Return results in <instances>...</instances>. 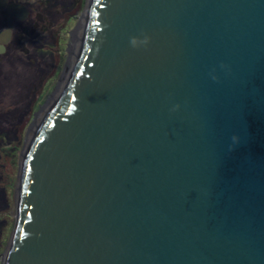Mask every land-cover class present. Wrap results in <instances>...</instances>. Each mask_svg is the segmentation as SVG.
I'll return each mask as SVG.
<instances>
[{"label": "water", "instance_id": "obj_1", "mask_svg": "<svg viewBox=\"0 0 264 264\" xmlns=\"http://www.w3.org/2000/svg\"><path fill=\"white\" fill-rule=\"evenodd\" d=\"M2 263L264 264V0H88Z\"/></svg>", "mask_w": 264, "mask_h": 264}, {"label": "rangeland", "instance_id": "obj_2", "mask_svg": "<svg viewBox=\"0 0 264 264\" xmlns=\"http://www.w3.org/2000/svg\"><path fill=\"white\" fill-rule=\"evenodd\" d=\"M87 2L83 0L77 9L68 10L67 19L56 21V34L53 32L46 37L44 43L39 44L42 46L33 47L30 52L20 48L1 54L0 141L4 146L0 184L9 200L8 209L4 208L7 210V244L15 223L16 194L31 126L65 73ZM64 5L71 4L61 1L58 7H66ZM53 37L57 38V43Z\"/></svg>", "mask_w": 264, "mask_h": 264}, {"label": "bare ground", "instance_id": "obj_3", "mask_svg": "<svg viewBox=\"0 0 264 264\" xmlns=\"http://www.w3.org/2000/svg\"><path fill=\"white\" fill-rule=\"evenodd\" d=\"M61 1L70 2L71 5L59 8ZM82 1L0 0V61H2L1 54L20 48L29 51L44 43L46 37L53 35V32L56 34V21L67 19L69 15L67 16L66 12L72 7L77 9ZM52 39L54 41L55 37ZM55 41L57 43V38ZM3 146L4 144L0 141V165L3 162ZM1 188L0 184V264L3 262L7 249V210L4 208L9 206L8 196L4 195V190Z\"/></svg>", "mask_w": 264, "mask_h": 264}, {"label": "clouds", "instance_id": "obj_4", "mask_svg": "<svg viewBox=\"0 0 264 264\" xmlns=\"http://www.w3.org/2000/svg\"><path fill=\"white\" fill-rule=\"evenodd\" d=\"M150 41V37L144 36L143 38L139 36H133L130 40V44L134 48H138L142 45H147Z\"/></svg>", "mask_w": 264, "mask_h": 264}, {"label": "flooded vegetation", "instance_id": "obj_5", "mask_svg": "<svg viewBox=\"0 0 264 264\" xmlns=\"http://www.w3.org/2000/svg\"><path fill=\"white\" fill-rule=\"evenodd\" d=\"M3 264V263H2Z\"/></svg>", "mask_w": 264, "mask_h": 264}]
</instances>
